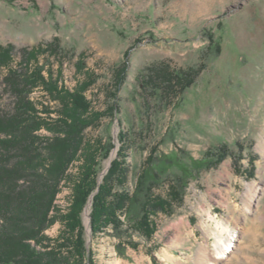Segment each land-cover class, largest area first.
I'll use <instances>...</instances> for the list:
<instances>
[{
  "label": "rangeland",
  "instance_id": "374dc122",
  "mask_svg": "<svg viewBox=\"0 0 264 264\" xmlns=\"http://www.w3.org/2000/svg\"><path fill=\"white\" fill-rule=\"evenodd\" d=\"M207 36H213L218 53ZM37 48L48 50L37 57L39 63L69 89L87 71L96 76L86 91L93 109L103 111L115 100L120 107L84 133L88 140L116 145L101 159L98 179L116 155L111 157L120 129L128 138L129 190L150 155L176 158L190 169L191 158L208 156L212 163L192 169L183 202L171 215L152 217L156 231L150 239L133 234L131 247L123 239L122 255L111 229L92 236L88 202L83 236L95 264H264V255L245 247L250 218L258 216L255 223L264 226V0H0V51L17 67L24 52ZM159 64L199 73L179 97L152 94L140 81ZM5 71L0 68V110L8 111L12 97L4 91ZM29 98L55 117L57 103L41 87ZM38 133L50 135L45 129ZM167 168L161 175L166 184L180 172L175 165ZM70 191L65 180L56 208L64 210ZM62 229L56 221L44 234L55 239ZM232 229H238L233 250L217 263L216 248ZM240 249L248 256L241 257Z\"/></svg>",
  "mask_w": 264,
  "mask_h": 264
},
{
  "label": "trees",
  "instance_id": "16d2710c",
  "mask_svg": "<svg viewBox=\"0 0 264 264\" xmlns=\"http://www.w3.org/2000/svg\"><path fill=\"white\" fill-rule=\"evenodd\" d=\"M207 39L218 53L213 36ZM47 51L37 48L33 53L24 52L26 59L22 58L17 67L13 66V57L0 51V56L5 57L0 58V68L6 70L2 79L4 91L12 97L11 109L0 110V264H84V258L87 264H95L85 248L82 224L90 198L92 236L111 229L110 234L118 239L115 249L122 255L123 239L130 247L135 245L133 234L150 239L156 231L152 217L158 213L171 215L183 202L192 169H208L212 163L208 156L203 160L191 158L190 169L176 158L150 155L129 190L125 165L128 138L120 129L116 155L98 182L100 161L116 145L98 138L88 140L84 133L102 117H114L120 107L115 100L103 111L93 109L86 96L87 89L96 81L91 72H85L84 78L71 89L53 80L52 72L37 58ZM77 65L81 70V64ZM125 68L126 64L116 74V91L123 82ZM198 73L194 68L174 71L159 64L151 67L140 85L152 94L179 97L194 83ZM60 75L61 70L57 72ZM38 87L57 103L54 118L50 117L53 110L46 105L38 109L29 98ZM41 129L50 135H40ZM73 164L77 165L76 172L69 174ZM173 165L180 172L173 173L166 184L161 175ZM65 180L71 191L64 210H60L55 201ZM162 187L164 192H156ZM56 221L61 222L63 229L55 239H50L44 231Z\"/></svg>",
  "mask_w": 264,
  "mask_h": 264
},
{
  "label": "crops",
  "instance_id": "0c3cea01",
  "mask_svg": "<svg viewBox=\"0 0 264 264\" xmlns=\"http://www.w3.org/2000/svg\"><path fill=\"white\" fill-rule=\"evenodd\" d=\"M257 220L260 221L258 216L252 217L250 218V221L246 225V231L249 234L251 239L250 241L248 240L249 243L245 244V247L250 252V254L254 256H257V255L263 256L264 255V226H260L256 224L255 222ZM241 246L243 249L244 244H241ZM241 246L239 247L241 248ZM242 249H240L239 255L241 257L248 256L244 254V252H242Z\"/></svg>",
  "mask_w": 264,
  "mask_h": 264
},
{
  "label": "bare ground",
  "instance_id": "6f19581e",
  "mask_svg": "<svg viewBox=\"0 0 264 264\" xmlns=\"http://www.w3.org/2000/svg\"><path fill=\"white\" fill-rule=\"evenodd\" d=\"M115 153H116V149H114L112 151L111 157H113L115 155ZM102 175H103V172L99 175V179H101ZM88 204H90V202ZM86 210H87V207L85 208V213H86ZM86 214L88 216V213H86ZM87 225H88V223H87ZM228 235L229 236L225 237L224 238V241H222L220 243V245H218L217 248L215 247L216 248V252H215L214 259H215V261L217 263H218V261H221L223 258L225 259L226 257H228L229 252L233 250L232 243L235 240H237V238H238V229H232V230H230L229 233H228Z\"/></svg>",
  "mask_w": 264,
  "mask_h": 264
},
{
  "label": "water",
  "instance_id": "95a60500",
  "mask_svg": "<svg viewBox=\"0 0 264 264\" xmlns=\"http://www.w3.org/2000/svg\"><path fill=\"white\" fill-rule=\"evenodd\" d=\"M110 163H111V161H110ZM110 163H109V166H110ZM109 166H108V168H109ZM108 168L106 169V172H107ZM100 180H101V179H98V182H100ZM90 201H91V198H90L89 202H90ZM85 208H86V206H85ZM85 208H84V210H85ZM89 220H90V217H89Z\"/></svg>",
  "mask_w": 264,
  "mask_h": 264
}]
</instances>
